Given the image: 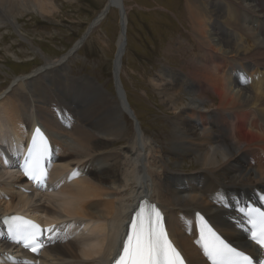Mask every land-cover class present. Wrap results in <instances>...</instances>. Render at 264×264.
Here are the masks:
<instances>
[{
  "label": "bare ground",
  "instance_id": "6f19581e",
  "mask_svg": "<svg viewBox=\"0 0 264 264\" xmlns=\"http://www.w3.org/2000/svg\"><path fill=\"white\" fill-rule=\"evenodd\" d=\"M250 3L257 10L254 17L246 14H251L249 9L228 0H213L208 5L199 0L187 2L195 38L213 61L205 65L206 73L195 72L201 74L197 78L185 76L196 91L202 93L210 87L219 99L217 111L209 118H200L203 129L195 120L202 114L193 107L195 101L187 109L190 115L180 113L176 117V132L169 141L173 146L170 157L190 160L191 168L197 163L200 170L190 175L181 162H172L157 152L158 142L147 138L142 129L128 137L124 113L130 117L134 114L117 82L118 100L114 101L92 79L65 76L66 62L78 50L34 72L38 75L54 64L61 66L57 89L44 87L35 90L37 98H26L25 91L35 87L21 79L17 87L27 88L24 98H0V218L18 211L37 218L44 214L54 222L66 219L49 246L51 251L46 252L45 262L112 264L143 200L161 208L185 264H210L197 243V211L203 212L233 246L258 253L241 214L248 202H257L264 194V0ZM44 4L43 0H32L33 9L41 13ZM26 5L28 0H0V27L11 23L20 8H30ZM112 9H117L123 19L119 52L124 38L127 43L128 31L123 0H108L89 31ZM114 73L118 75L115 63ZM199 102L205 105V100ZM37 127L45 129L55 148L51 182L56 191L51 196L22 191L25 181L17 156ZM72 227L79 232L75 238L65 234ZM4 233L0 224V264L5 262L2 251L11 250L2 238Z\"/></svg>",
  "mask_w": 264,
  "mask_h": 264
},
{
  "label": "rangeland",
  "instance_id": "374dc122",
  "mask_svg": "<svg viewBox=\"0 0 264 264\" xmlns=\"http://www.w3.org/2000/svg\"><path fill=\"white\" fill-rule=\"evenodd\" d=\"M43 1L44 12L33 9L32 0H28L26 7L29 6L31 10L20 8L18 13L14 12L11 23L0 27V98H24L23 92L27 88L22 90L21 86L17 87L21 79L35 87L33 91H25L26 98H37L39 93L35 90L44 87L50 89L52 86V89H57L61 66L54 64L47 67L46 73L38 75L34 72L81 46L67 60L64 69L69 76H65L76 77V80L90 78L101 87L108 98L117 101L114 61L122 29L118 10L112 9L102 23L93 29L86 41L79 45L77 43L99 17L108 0ZM199 1L208 5L213 0ZM228 1L240 4L245 10L249 9L251 14L246 13L249 16L257 15L250 0ZM187 2L188 0H123L128 31L119 85L134 114L130 117L124 113L127 134L132 138L136 131L142 129L147 138H155L158 142L157 152L169 157L173 152L169 141L171 134L176 132L177 115H190L187 109L195 101L193 107H198V112L202 113L195 120L198 121L199 129H203V126L200 127V118H209L217 111L219 102L210 87L199 93L189 77L185 76L196 77L201 74L196 75L195 72L206 73L211 60L209 52L195 38L194 23L188 19L190 11ZM24 10L28 12L23 14ZM192 73L194 74L191 75ZM158 84L162 87H156ZM162 88L168 90L162 92ZM199 99L205 100V105H201ZM211 100L216 104L212 105ZM86 102L88 105V100ZM192 144L197 145L193 140ZM170 158L172 162H181L188 175L200 170L195 162L191 168L192 164L188 159L182 160L172 154ZM171 168L177 169L174 166Z\"/></svg>",
  "mask_w": 264,
  "mask_h": 264
},
{
  "label": "snow or ice",
  "instance_id": "6c2138e0",
  "mask_svg": "<svg viewBox=\"0 0 264 264\" xmlns=\"http://www.w3.org/2000/svg\"><path fill=\"white\" fill-rule=\"evenodd\" d=\"M49 156L46 138L39 129L32 140L28 157L23 165V172L29 180L38 187H46L47 169L45 160ZM241 211H244L241 209ZM250 228L249 239L264 251V211L251 209L245 213ZM200 239L203 254L211 264H264L226 242L211 226L200 217ZM12 239L38 255L40 251L53 242L54 235L45 237V232L54 234L55 228L41 229L39 225L21 217H11L5 220ZM21 264H26L22 261ZM112 264H185L181 253L168 237L164 217L161 211L152 204L144 202L135 217L130 220V231L126 233Z\"/></svg>",
  "mask_w": 264,
  "mask_h": 264
},
{
  "label": "water",
  "instance_id": "95a60500",
  "mask_svg": "<svg viewBox=\"0 0 264 264\" xmlns=\"http://www.w3.org/2000/svg\"><path fill=\"white\" fill-rule=\"evenodd\" d=\"M115 7L117 8L118 7V5L117 4H115ZM122 13H123V15H124V17H125V12H124V10H122ZM120 16H122V14L120 15ZM121 18V17H120ZM122 21H123V19L121 18V22H120V24H121V27H122ZM99 24H100V22H98ZM92 28H94V27H92ZM89 30H92L91 28H89L88 29V31L83 35V37L79 40V42L77 43V44H80V43H82V42H84V41H86V39H87V37L90 35V33H91V31H89ZM121 30H123V27H122V29ZM79 48H81V47H79ZM79 48H73V50L74 51H76V50H78ZM125 49H126V39L124 38V41H123V46L120 48V50H119V52H118V50H117V59H116V61H115V72L118 74L117 76H116V82L119 84V75H120V70H121V58H122V55H124V52H125ZM119 53V54H118ZM118 70V71H117Z\"/></svg>",
  "mask_w": 264,
  "mask_h": 264
}]
</instances>
